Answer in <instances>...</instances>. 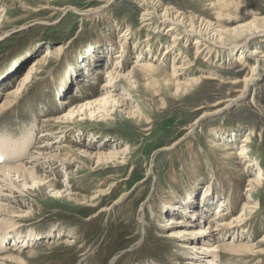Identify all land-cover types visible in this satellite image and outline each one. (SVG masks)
<instances>
[{
  "label": "rangeland",
  "instance_id": "1",
  "mask_svg": "<svg viewBox=\"0 0 264 264\" xmlns=\"http://www.w3.org/2000/svg\"><path fill=\"white\" fill-rule=\"evenodd\" d=\"M146 1L0 0V103L43 60L35 65L12 108L0 114V139L15 142L13 146L22 143L25 127L35 128L33 144L22 149L25 156L38 146L36 142L53 140L40 135L45 120L65 112L62 100L76 106L100 98L98 91L122 50L124 73L136 61L158 65L161 72L170 74L174 61L186 70H179L183 76L175 77V84L199 78L192 90L179 96L175 89L180 86L164 84L166 78L159 72L146 75L133 70L134 91L125 80L116 82L129 109L111 108V120L60 124L66 126V134L56 146L66 148L55 153L72 151L75 162L38 168V174L54 187L26 184L20 191H0V203L21 216L0 213V232H7L0 237V242L4 240L0 256L14 250L23 262L0 260V264H201L202 254L191 257L182 248L190 240L159 236L186 229L167 225V220L190 218L187 211L204 212L202 221L194 219L206 228L219 202L227 214L215 225L242 215L245 204L253 208L238 219L239 228L214 237V244L233 240L255 245L264 234V181L246 192L249 181H257L258 176L264 179V0ZM153 11L150 20L144 21V13ZM169 17L182 23L166 33L172 25ZM252 22L263 27L253 38L248 32L254 30L249 27ZM188 25L212 42L203 41L205 48L193 45L199 37L183 34ZM235 28L242 30L240 37L233 33ZM89 44L95 46L94 57L87 56L92 53L89 49L80 56L79 50ZM35 45L34 54H28ZM172 45L161 63L165 49ZM253 50L259 54L251 55ZM68 62L73 69L67 68ZM64 77L69 78L65 85ZM247 138V143L242 142ZM242 148L249 164L236 155ZM113 150L122 151L117 162H98L96 154L102 158L100 153ZM232 151L235 154L229 155ZM23 154L20 158L25 160ZM8 160L16 163L9 157L0 166ZM221 163L226 173L219 168ZM242 169L245 174L240 176ZM193 173L198 176L192 179ZM172 191L178 210H166ZM53 192L62 194L57 198ZM6 225L11 230H3ZM11 239L16 246L6 249ZM214 254L218 256L215 264H264V249L237 262Z\"/></svg>",
  "mask_w": 264,
  "mask_h": 264
},
{
  "label": "bare ground",
  "instance_id": "2",
  "mask_svg": "<svg viewBox=\"0 0 264 264\" xmlns=\"http://www.w3.org/2000/svg\"><path fill=\"white\" fill-rule=\"evenodd\" d=\"M144 1H146V0H144ZM147 6L151 7L153 10H155L152 2H147ZM152 14H154V11L153 12H145L144 16H147V17L144 18V21L150 20V16ZM168 20H170L172 22V25L166 27V31H165L166 33L174 32L176 27L180 24V22L182 23V20H179L177 17H171V18L169 17ZM256 22H257V20H256ZM245 25H247V24H245ZM199 26H200V24H199ZM249 27H253L254 28V30H249L248 31L250 33L249 37L252 36L251 38H253L257 34H260L261 31H259V30L261 28H263V27H255V24L253 22H252V24L249 25ZM203 31H205V30H203ZM216 31H218V30H216ZM240 31L242 32V30L240 28H235L233 30V33H235V32L237 33L238 32L239 33L238 37H240L242 35V33ZM186 33H193V34H195V35H197L199 37L198 39H195L193 41V45H202L203 41H204V43L205 42H212L210 39L204 37L203 35L201 36L199 31L196 32V29L194 30V27L192 25H190L188 28H185V27L183 28V34H186ZM240 33H241V35H240ZM218 38H219V36H218ZM178 39H180V38H177L176 40H178ZM220 43H222V42H220ZM202 46L204 47L205 44L202 45ZM36 47H37V45H35V47L30 49L28 54L29 53L30 54H34V52L36 50ZM174 47L175 46L172 45L171 48L165 49L163 57L161 58V61H162L161 63L166 61L165 57L170 55L171 50ZM86 49H89V51L92 52L90 55L87 54V56L90 57V56L93 55L92 57H94V54H95V46H94V44L93 45L89 44L85 49L81 48L79 50L78 54L81 56V53L83 54L84 53L83 51H86ZM242 54L243 53L241 52L240 55H242ZM250 54L255 56L256 54H259V52L257 50H253ZM114 58L116 59V61L114 63L115 66H114L113 70L108 73L109 75H106L105 83L100 88V90L98 91V92L101 93V96H100L99 99H97L95 101H89V102L84 103L82 105H76V106H74L73 103H71L68 100H62V103H60V104L61 105L65 104V106H67L68 110H66L67 109L66 108L65 112H62L60 115H57L56 118L45 120L43 122V124H44L46 129L44 128V131H43V133L40 136H42L43 139L47 138V137H52L53 140L45 139V140H41V141L36 142V143H39L38 146L35 149L32 148V150L33 149L34 150L31 151V152H27V154H26L27 156H25V154L22 153V149H27L28 146L33 144L32 143V140H33L32 138L33 137L31 136V132L34 131L33 130V129H35L34 127H32V126L25 127L24 131L22 132L21 139H19L20 141H22V143L19 144L18 146H13V144L15 142H12L9 139L5 140V141H3L4 139H0V157H4L5 159L11 157V158H14V160H16L15 164L12 163L13 165H11V163H8L9 162V160H8V161H6L7 165L3 164V165L0 166V191L4 190V189L7 190V191L8 190H15V191L19 190L20 191L21 188L24 189L26 187V184H31L32 187H36V188H40V187H44V189L53 188L54 187L53 183L51 181H46L47 177H43V176H40L38 174V172H37L38 168H44L45 170H49V169H51V167H52V165L54 163H58V164L62 165L63 167H67L68 165H70V164L75 162V158H72L73 157V153H71L72 151L68 152L67 154H65V153L63 154L62 153L63 155L62 154L59 155V154L55 153V152H57V151H59L61 149L66 148L65 146H63V147L56 146V145H58L60 143L61 138H63L64 135L66 134V126L60 125V124H75L76 122H79L81 120H91V119H98V121L111 120V118L110 119L108 118L109 116H112L111 112H114V111L110 110L111 108L124 107L125 110L129 109V106L127 105V103L125 101L127 99L125 98L123 93H119V88L116 85V82H119L121 80H125L126 83L129 84V87L132 88L133 91H134L135 90L134 88H136V87L133 86V85H136V81H132V79L134 78V74H135L133 70L141 71L142 73H145L146 75L147 74H152L154 72H159L160 76L163 75V77L166 78L165 80L167 82H164V84L165 83H168V84L173 83V84H175L174 83L175 77L183 76V74L179 73V70H181V71L185 70L181 65L174 64V61H173V64L171 63L172 64L171 65V73L170 74H166V73L161 72L158 69L159 68L158 65L153 66V64L137 63L135 61L132 70L127 72V73H124V72H122V69L124 68V65H123L122 62L124 60L123 58H125V50L120 51V55L119 56L117 55ZM39 63H43V60H39L36 64H34L29 69L27 75L20 80V82L18 83V85L15 88V90H12V91L7 93V95L5 96V99L0 103V114L5 112V111H7L10 108H12V101H14L18 97V95H20V91H22V89L25 86V84H27V82L32 77L30 75V73L35 70V65L37 66ZM67 66H68L67 68L73 69V65L70 62H68ZM86 70H89V69L86 68ZM67 79H69V78H67V77L66 78L65 77L62 78L61 79V83L63 85H65ZM155 79H156V77H155ZM198 79L199 78L190 79L188 81L186 80L184 82H179L178 84H175L177 86H180L179 88L176 87L177 89H175L176 95L182 96L185 93H187L188 90H192L194 85L198 83ZM163 81H164V79H163ZM115 93H117V94H115ZM106 107H108V108H106ZM128 114L134 116V114L132 112H128ZM202 118H204L203 115H202ZM242 142H246L247 143L248 142V138L244 139ZM5 146H7V147H5ZM241 146H243V148H244L247 145L244 144V145H241ZM3 147H5V149H3ZM243 148L239 149L238 152L236 153V155L239 157V161L241 163H246L247 162L249 164L248 154H247L246 150L243 149ZM67 149L69 150L68 147H67ZM225 150L226 151L229 150L228 147H226ZM80 153L84 154L85 157H88V158L90 157V159L94 158L90 154H88L87 152L82 151ZM21 154H23V156H25V158L23 157L25 160H22V158H20ZM121 154H122V151L113 150V151H111L109 153H100V156L102 158H100L99 155H97V154H96V157L98 159V162L101 161V163L107 164V163H115V162H117V160H119V157H120ZM234 154L235 153L233 151L231 153H229V155H234ZM1 160H3V159H0V161ZM217 161H218V159H217ZM240 162L236 163V164H241ZM223 163H221L218 166L221 169V171H223V173H226L227 169L225 168L226 166ZM242 170L243 171L241 173H239L240 176L245 174L244 169H242ZM193 174H192V179L194 177L198 176V174H194V175ZM221 175H222V173H221ZM257 179L258 180L255 181V182L254 181H249L248 182V185H247V188H246V192L252 191L253 189L251 187L254 184L256 185L257 182L259 183V182H263L264 181L262 176H258ZM18 183H20V184H18ZM223 189H225V188H223ZM208 192L209 191L207 190L204 193L205 195L203 196L202 200H205V201L207 200ZM53 194H54L55 197L58 198V197L61 196L62 193L53 192ZM173 194H174V191H172V193L170 195L171 197H169V199L166 201V210L167 209H177L178 210V207L174 206V204H173L174 201H172V199L175 200V198L173 197L174 196ZM3 195H5V194H3ZM0 201H2L1 194H0ZM219 203H218L219 205H217V207H216V209H218V211L215 209V211H214L215 213H213L214 214V218L211 221L208 222L206 228H200L199 227L202 224V222H201L202 218H204L206 216L205 214H203L204 212L202 214H200L201 213L200 211H193V212L192 211L191 212L187 211L190 214H192L190 216V218L186 219V216H185V218H184V216H183V218L180 216L181 218H178L177 220H175L173 217H169L168 220H167V222H168L167 225H172V224L175 223L174 226H176L178 228L183 226V228H186V229H179V230L176 229V230L171 231L169 233H163L162 232V235H160L159 237L160 238H162V237L163 238H171V239H174V240H178V239L190 240V242H192V243L191 244H188V243L182 244V248L185 251H187L191 255V257L196 256L197 253L202 254L203 257H205V260H204V262H201V264H215L214 260L218 258V256L216 257V255L214 254L216 252H218L219 256H221V257L222 256L225 257L224 255L231 256V258L236 259L235 260L236 262H237V260L241 259L242 257H245V256H251L252 257V256H255L256 254L263 253V249H264L263 248L264 247V234L260 236L259 240L257 241V243L255 245H252L250 243H248V244L242 243L241 244V242L233 243L232 242L233 240L231 242H227V243H218V244L217 243L216 244L213 243L214 240H215L214 237H217L219 234H221V233L223 234V232H228L229 229L233 230L234 228L236 229V227L239 228L238 223H236L238 221V219L242 218L241 216H244L245 213H246V215H249L250 211H249L248 208L249 207L253 208V207L249 206L248 204L247 205L245 204L244 209L241 208L244 211V213L242 215L240 214L239 217L232 218L231 220H228V221L220 220L215 225V224H213L214 221H216V220H218L220 218H223L227 214L226 212H224V210H222V208L225 205H223L222 202H219ZM6 206H7L6 204L0 203V213L2 212V213H5L6 215H10L11 218H20L21 217L20 215L17 214V212L14 209H12L11 207H6ZM203 209L205 210V212L207 211V209H206V207L204 205H203ZM194 218L195 219L196 218H201V221L198 222ZM9 223H10V221H9ZM10 224H12V223H10ZM231 224H232V227L229 228V226ZM7 227H9V226H7V225H6V227L4 226L3 230H6V229L7 230H11V229H9ZM0 229H1V227H0ZM162 230H164V227H161V231ZM3 234L5 235V234H7V232L6 231L0 232V237ZM9 235H12V234H9ZM30 236L32 237L33 235H30ZM30 236L28 235V237H30ZM34 237H36V236H34ZM189 237H192V238L189 239ZM25 239H27V238H25ZM33 240H39V239H32V241ZM22 242H23V240H22ZM10 248H12V246L6 247V249H10ZM0 260L12 261V262L19 261L18 263L22 262L20 260V257H18V253L15 252L14 250H11L10 252H7L4 255H1L0 256Z\"/></svg>",
  "mask_w": 264,
  "mask_h": 264
},
{
  "label": "clouds",
  "instance_id": "3",
  "mask_svg": "<svg viewBox=\"0 0 264 264\" xmlns=\"http://www.w3.org/2000/svg\"><path fill=\"white\" fill-rule=\"evenodd\" d=\"M0 159H3L5 161V158L4 157H0Z\"/></svg>",
  "mask_w": 264,
  "mask_h": 264
}]
</instances>
